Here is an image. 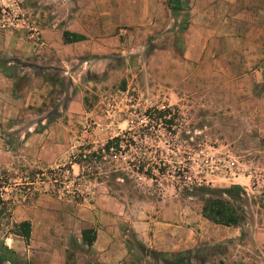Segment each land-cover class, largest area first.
Wrapping results in <instances>:
<instances>
[{"label": "rangeland", "instance_id": "rangeland-1", "mask_svg": "<svg viewBox=\"0 0 264 264\" xmlns=\"http://www.w3.org/2000/svg\"><path fill=\"white\" fill-rule=\"evenodd\" d=\"M180 1L172 11L168 0H0V49H110L91 70L73 71L75 80L56 57L54 68L43 71L53 83L45 101L16 97L17 111L1 121L9 131L3 150L18 158L8 162L10 154L0 151V264L61 256L102 264L81 243L82 228L102 225L111 206L133 215L171 197L192 211L204 198L222 197L242 220L236 227L212 225L208 238L174 251L148 248L122 222L127 252L120 264H163L148 250L186 249L192 250L187 264H264V187L255 181L264 179V131L254 101L264 94V20L246 24L239 17L263 12L264 0H188V10ZM38 18L51 28L49 37L39 33ZM69 19L85 31L75 45L57 36ZM8 56L20 89L26 60ZM53 120L71 129L72 144L50 165H27L21 129ZM116 135L122 141L114 156L96 152ZM138 165L149 166L153 177L137 172ZM238 175L252 183L231 182ZM198 183L209 191L196 190ZM231 184L239 185L237 196L224 193ZM22 219L31 225L27 242L12 225Z\"/></svg>", "mask_w": 264, "mask_h": 264}, {"label": "crops", "instance_id": "crops-1", "mask_svg": "<svg viewBox=\"0 0 264 264\" xmlns=\"http://www.w3.org/2000/svg\"><path fill=\"white\" fill-rule=\"evenodd\" d=\"M213 1L215 2L216 0ZM229 2H233V0H229ZM245 2L251 3L252 0H246ZM261 6H264V3L261 2ZM260 10L264 12V10ZM263 12L252 16L240 14L239 17L246 24L252 20H259L261 22L264 20ZM40 20L38 18L39 25L37 28L39 33L43 34V37H49L51 28L41 25ZM66 22L67 26L63 27V29L84 35L85 31L80 26L81 24H78L74 19H69ZM246 24L244 25L245 28ZM61 33L62 29L57 30L59 39H61ZM81 41H84V39L66 44L75 45ZM40 45H43V43ZM109 51L110 49H45L44 47L43 49H0V56H4V59L7 58L6 62H0V123L6 117L13 114L14 111H17V106H14L16 97L25 101V104H39L45 101L46 96L53 88V83L49 81L47 76L45 77L43 71L54 68L52 64L56 63L53 61L56 57L62 61L61 69L64 71L63 73H67L69 78L75 80L76 75L73 71L91 70L94 61H103L104 54L109 53ZM8 55H21L23 60H26L24 71H22L23 76L21 77L22 83L20 89L17 85V79L13 74V68L10 66L13 59L11 57L8 58ZM231 66L232 64H230ZM254 80L255 82L258 81L256 77H254ZM77 93V88H74L73 95ZM254 101L259 110L260 130L263 132L264 94L256 96ZM2 128H0V151L6 154L9 153L10 157L7 158V161L13 162L15 157L18 158L17 153L6 148L3 150V141L4 138H8L7 134L9 131H5ZM70 130L68 126L60 124L57 120H53L51 124L37 128L28 126L21 129V137L18 141L21 144L22 160L27 162L26 164L29 166L31 162L35 166L54 163L61 151L67 145L72 144L69 137ZM4 146L7 147V143ZM0 166L4 165L0 164ZM256 181L258 180L256 179ZM231 182L238 184L252 183V178L249 175H245L244 177L238 175ZM259 182L264 187V179L260 178ZM100 183L96 182L97 185H100ZM98 189L99 187H97ZM150 208V205L149 209L140 208L139 206L133 209V215H131L117 206L109 207V211L111 210V212L105 215L101 223L102 225L95 228V239L89 246L90 249L98 253L102 264H120L126 259L127 243L124 239L126 235L121 228L122 222L128 223V226L136 233L141 243L148 248L159 251H174L191 247L197 239L208 238L210 236L208 229L212 225H217L201 216L200 207L192 211L188 202L184 203V201H178L172 197L163 199L159 207L151 210ZM84 246L86 247V245ZM44 264H64V258L62 256L57 260H49L47 258Z\"/></svg>", "mask_w": 264, "mask_h": 264}, {"label": "trees", "instance_id": "trees-1", "mask_svg": "<svg viewBox=\"0 0 264 264\" xmlns=\"http://www.w3.org/2000/svg\"><path fill=\"white\" fill-rule=\"evenodd\" d=\"M185 6L186 9H189V2L188 0H185ZM169 8L172 11H176L181 6L180 0H168ZM63 42H73L77 41L83 38V35L79 33H73L69 31H62L61 33ZM155 111V117L161 118L163 117L164 110L161 109H153ZM120 141H122L120 135H116L108 139L105 143L100 145L97 148L96 152H99L100 155L102 153H112L115 154V150L118 149V146L120 144ZM113 148V151L110 150ZM155 167V165H153ZM137 172H142L144 175L153 177L151 168L148 166L144 168V171H141L143 169L142 165H138L135 167ZM156 171L160 173V167H155ZM198 191H209V188L203 187V185L197 184L196 187H194ZM240 187L238 184H231L228 188L224 190V193L228 196H237L238 191ZM200 214L202 217L207 219L208 221L212 222L213 224L217 225H223V226H233L236 227L239 225L240 221L242 220V215L240 214L239 209L232 204L229 200H226L222 197H207L202 199L201 205H200ZM14 228V233L16 235H19L24 242H27L30 237V222L27 219H22L16 222L12 223ZM95 239V229L92 227L82 228L80 230V241L82 244L89 247L91 243ZM8 248L4 247V252H6ZM152 256H157V258L161 259L163 264H170L168 259H172L175 264H187L185 263L186 260L190 257V254L192 252L191 249H186L182 251H178L175 253H169L165 254L163 252H157L153 250H148ZM5 256L4 254H0V260L3 259ZM168 257V258H167ZM64 264H75V262H68V259L65 258Z\"/></svg>", "mask_w": 264, "mask_h": 264}, {"label": "built area", "instance_id": "built-area-1", "mask_svg": "<svg viewBox=\"0 0 264 264\" xmlns=\"http://www.w3.org/2000/svg\"><path fill=\"white\" fill-rule=\"evenodd\" d=\"M1 11H3V9L1 10ZM5 25H4V23H2V22H0V27L1 28H3ZM110 150H112L113 151V148L112 149H110ZM112 155L114 156L115 154L114 153H112ZM81 156L82 157H85V154L84 153H81ZM258 180V179H257ZM260 180V179H259ZM259 180H258V182H259ZM256 181V180H255Z\"/></svg>", "mask_w": 264, "mask_h": 264}]
</instances>
